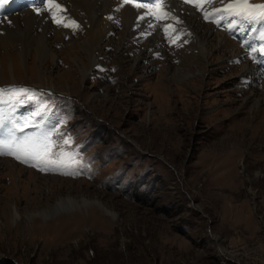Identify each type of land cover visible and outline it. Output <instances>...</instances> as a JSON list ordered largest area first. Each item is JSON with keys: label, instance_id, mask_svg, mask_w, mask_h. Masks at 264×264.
<instances>
[{"label": "rangeland", "instance_id": "obj_1", "mask_svg": "<svg viewBox=\"0 0 264 264\" xmlns=\"http://www.w3.org/2000/svg\"><path fill=\"white\" fill-rule=\"evenodd\" d=\"M24 1L6 16L21 27L33 0ZM231 1L213 0L211 12ZM54 14L63 17L53 13L48 23L62 26L66 17L58 25ZM153 15L152 27L132 15L138 26L129 35L121 19L87 78L71 61L85 59L81 26L60 33L58 57L44 65L31 56L20 63L3 43L11 52L0 50V89L35 93L15 97L13 108L24 107L18 122L33 121L31 134L51 130L53 151L73 156L63 170L80 174L42 173L0 156V264H264V21L198 18L208 36L225 37L205 61L186 51L190 42L181 45L188 33L181 42L165 33L170 16ZM181 68L192 75L172 78ZM2 100L9 117L11 101Z\"/></svg>", "mask_w": 264, "mask_h": 264}, {"label": "bare ground", "instance_id": "obj_2", "mask_svg": "<svg viewBox=\"0 0 264 264\" xmlns=\"http://www.w3.org/2000/svg\"><path fill=\"white\" fill-rule=\"evenodd\" d=\"M42 1L43 0H33V1L29 2L30 5H33V9L31 11L30 10L24 11L27 13L25 15V18L23 19V22L21 20V22L24 23L23 27L20 26V22H19L20 20H18V19L13 21L11 18L6 17L2 20V21L8 20L10 22L11 27H9V26L6 27V23L4 22L5 24H3L1 21L0 30H2L4 34L3 35L0 34V50H4L5 54L6 53L9 54L11 51H10V49L8 50L7 45L14 47L16 50H13V49L12 50L15 52L16 58L18 59V61L20 63L21 62L26 63L27 57L31 56L33 59L32 64H35V66L37 64L38 65H40V64L44 65L46 63V61H48V60L50 61L51 59L56 61L58 54L52 49V46L54 44L56 45V42H60V43L64 44V41L62 40L60 33L64 32V30L68 29L69 27H72L70 24V21H75L79 25V27L81 26L86 31V38H85V40H83V44L81 45V48L85 52V59L82 61V59L79 57V55L78 56L75 55V56L71 57V61L75 62V64L78 66V70H79V72L82 73L83 78L89 77L90 71L93 69V67H96L100 64V62L99 63L97 62L95 52L99 51L100 46H102L104 42L111 41V39L109 38L110 37L109 35L114 32L113 31L115 28L114 26L116 24H118V22L121 21V19H123V22H122L123 28L125 29V32L129 35L132 27L138 26V23H135L136 20H134L132 18V15L141 16L142 15L140 13L141 9L143 11H145V9L150 11V13L146 14L147 18L143 14L144 19H147L148 21H151L153 19V17H155L153 15V13H156L158 16L160 14L161 10H163V9H164L163 10L164 12H168L169 16L172 18L171 19L172 23H170L168 25H171L172 27L168 28V32L170 34L168 32L167 33L172 38L177 39V40H180V37L183 34L188 33V35H190L188 37H191V38H188V39H186V41H183L181 43V45L182 44H188L190 42V44L187 46L186 51L194 49L195 51H197V53L201 57H203L205 59V61H208L206 59H209L208 56L212 52V51H210V48H211L210 46H212L213 48H218V46H219V48H223L222 46L224 45V42H225V37L221 33H217L215 38L212 35L208 36L207 35L208 31L207 32L203 31L204 24H202V22L198 23V18H200V17H201L200 19L203 18L202 11H200L197 8L195 10L192 7L193 6L192 4H189V5L185 4L183 2V0H165V3L163 5H159L154 9H152V8H139V9H137V8H134L131 4H127V5L122 6L121 0H54V4H59V5L61 4L62 9L61 8L57 9L54 7V5L47 4V11H43V8H40L39 14H38L34 8L40 7ZM220 4L221 3H219V6H220ZM219 6L215 5L213 7L217 8ZM202 7L207 8L209 12H211V10H212V5H203ZM173 8L178 13L175 12L173 10ZM117 9H119V11H117ZM197 10H199V13L197 12ZM180 12H185L187 14H190V15H192V17H197V19L194 18V19H196V21L194 19H192L191 24H190V22L187 23L186 21H184L180 18V14H179ZM53 13H57L59 15H62L63 17L65 16L66 19L64 22H68L69 27H64L63 25L60 27H58V26L54 27L55 25L53 26L52 24H49L47 20H48L49 16ZM109 16H111L112 19H108ZM219 16H220V14H214V20H216L217 17L219 18ZM14 17H15V15H14ZM173 17L176 18L175 21L180 20L179 25H176V26L174 25ZM185 17H187V16H185ZM79 18H84V19L88 20L89 29L85 26H82L83 24L81 23ZM139 21H141V20L139 19ZM169 22H170V20H169ZM141 23H142V21H141ZM168 25H165L164 29ZM230 25L231 26H227L226 28H229V29H230V27L235 28L236 22L230 23ZM173 28L175 29V31H173ZM39 30H40V32H39ZM155 31H156L155 29L149 30V35L151 33L154 34ZM176 31H177L176 34L171 33V32H176ZM136 32H138V31H136ZM142 32H144V31H142ZM210 32H213V30L211 29ZM48 35H51V37L48 38ZM130 38H131V36H130ZM151 39L157 40L156 35ZM5 40L7 42L6 46H4V44H3L5 42ZM181 40H180V42H181ZM194 42H197V43L195 44ZM222 43H223V45H222ZM125 48H126V46H125ZM125 48L122 46H119L118 47L119 53L121 51H123ZM234 54H235L234 55V57H235L237 55V53L235 52ZM200 56H198V57H200ZM141 61H142V57H138L136 63L141 62ZM73 62H71V63L73 64ZM181 69H178V71H176V72L174 71L175 73L172 76V78H174V79L178 78V77L182 78V77H187L188 75H192L191 74L192 72L189 70L190 68L189 69H182V70ZM245 71L248 72L249 69L247 67H245V68L243 67V72H245ZM247 77L249 78V76H247ZM249 80H251V79H249ZM0 81H3V78L1 75V69H0ZM3 104H5L7 106V104L5 102H3V100H0V105L2 106ZM0 108H2V107H0ZM2 111H3V109H2ZM2 114H4V113H2ZM15 167L20 168L17 165L13 166V168H15ZM20 169L24 170L23 168H20ZM4 172H6V171H4ZM8 172H10V170ZM19 172H21V171H19ZM29 172H31V171H29ZM69 202L70 201H62L58 204V206H65Z\"/></svg>", "mask_w": 264, "mask_h": 264}, {"label": "snow or ice", "instance_id": "obj_3", "mask_svg": "<svg viewBox=\"0 0 264 264\" xmlns=\"http://www.w3.org/2000/svg\"><path fill=\"white\" fill-rule=\"evenodd\" d=\"M9 0H0V7L6 5ZM185 4H192L197 9L202 11L203 18L205 20H212L213 22L219 25V20H214V14H226L229 17H239L248 21H264V4H252L250 0H232V2L227 3L224 8H214L212 12H209L207 8L202 7L203 5H211L213 0H183ZM218 3H223L224 0H217ZM43 3L54 5L55 8L60 9L59 4H54V0H43ZM165 0H154L153 5L136 3L135 0H121V4L127 5L131 4L134 8H152L154 6L163 5ZM39 14V9H35ZM119 11V9H117ZM169 16L168 12L161 10L160 14L156 17L157 19L167 18ZM65 18L57 20L55 14L53 15V21L58 25ZM108 19H112L111 16ZM140 20L144 19V16H139ZM175 20L176 18L173 17ZM179 20H176V23H179ZM73 29H78L79 25L75 21H70ZM149 27H152V22H147ZM64 27H69L68 22L63 23ZM231 26V25H230ZM172 27L168 25L165 27V33L168 32V28ZM173 31L175 29L173 28ZM142 35L147 36V31L143 32ZM264 39V36L261 37ZM255 51V49H253ZM261 53H264V48L260 49ZM35 95L34 92H30L26 88H11V89H0V99H3L5 96L9 98L27 96L31 99ZM41 115V110L38 108L37 111L32 113L33 117ZM30 123L29 118L25 117L23 124L17 122V127L21 130L28 127ZM39 127V125H35ZM15 129L9 132L8 137L5 139H0V156H11L15 160L24 163L28 166L36 168L42 173L47 172H60L63 175H79V171H65L63 169L70 168L68 161L73 159V156L68 155L63 152H54L53 147L56 145V141L52 139V131H38L31 135H26L22 138H16L14 135ZM70 143L69 139H64L63 144L67 145Z\"/></svg>", "mask_w": 264, "mask_h": 264}]
</instances>
